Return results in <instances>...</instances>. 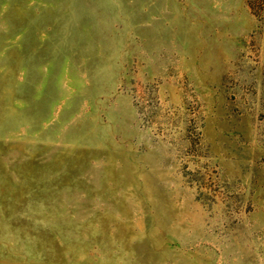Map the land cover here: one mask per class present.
Listing matches in <instances>:
<instances>
[{
	"label": "rangeland",
	"instance_id": "rangeland-1",
	"mask_svg": "<svg viewBox=\"0 0 264 264\" xmlns=\"http://www.w3.org/2000/svg\"><path fill=\"white\" fill-rule=\"evenodd\" d=\"M0 264H264V0H0Z\"/></svg>",
	"mask_w": 264,
	"mask_h": 264
}]
</instances>
